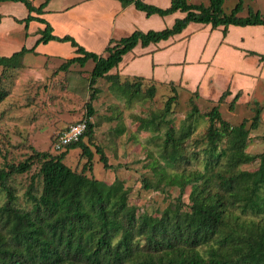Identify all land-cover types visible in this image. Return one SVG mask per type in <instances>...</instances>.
<instances>
[{"label": "trees", "instance_id": "trees-1", "mask_svg": "<svg viewBox=\"0 0 264 264\" xmlns=\"http://www.w3.org/2000/svg\"><path fill=\"white\" fill-rule=\"evenodd\" d=\"M8 1L25 6L27 15L14 20L23 23L26 33L32 21L43 27L31 47L22 46L10 55H0V66L18 68L24 54L36 53L39 44L50 41L67 42L74 49V55L66 58L59 70H67L73 64L83 67L88 61L93 66L89 73L91 93L81 120L86 123V130L79 140L57 154L32 149L24 160L0 166V188L5 194V200L0 202V264H264V152L246 151L250 132L261 121L260 109L250 120L232 124L222 118L214 105L205 114L208 126L204 134L192 138L198 109L193 104L175 128L170 114L177 94L174 83L169 82L174 95L166 100L163 109L151 111L149 118L137 117L139 127L150 129L151 137L160 140L161 162L155 158L150 162L157 180L153 185L144 178V188H179L175 202L155 213L138 212L128 200L129 190L122 179L115 177L106 182L86 175V170L92 168L93 151L83 140L87 138L89 142L93 133L90 118L99 79L105 78L109 88L127 100L137 96L140 81L149 80L134 76L138 81H123L118 73H111L123 55L137 45L146 47L167 40L181 34L190 23L210 25L211 30L220 28L224 37L229 25L264 26V15L251 7H246L245 16L239 15L245 9L243 0H237L229 12L223 10L225 0H170L166 7L142 0H119L122 6L132 4L147 17L175 12L183 15L161 29L136 28L128 35L111 38L104 53L99 54L86 49L69 34L53 33L50 22L41 16L50 0L38 4L31 0L0 3ZM247 52L264 61V53ZM147 91L152 97L155 87ZM194 93L197 95V91ZM230 93L226 88L218 101ZM240 95V91L234 94L230 110ZM5 96L4 91L0 92V100ZM200 144L205 147L197 151L195 147ZM73 148H80L87 159L81 171L64 163ZM95 151L103 167L108 168L102 148L96 147ZM257 159L259 165L255 170L242 168ZM33 167L23 193L25 202L20 205L8 182L11 176L29 172ZM188 185L189 204L183 210L181 197Z\"/></svg>", "mask_w": 264, "mask_h": 264}, {"label": "rangeland", "instance_id": "rangeland-1", "mask_svg": "<svg viewBox=\"0 0 264 264\" xmlns=\"http://www.w3.org/2000/svg\"><path fill=\"white\" fill-rule=\"evenodd\" d=\"M31 1L34 4L41 2ZM73 1L51 0L50 8L60 9ZM188 1L199 3L202 0ZM236 2L237 0H225L223 10L229 12ZM243 2L245 9L239 15L247 14L246 7L259 10L264 15V0ZM26 15L27 10L20 2L0 3V55H10L22 46L31 47L40 35L43 25L39 22H31L26 33L23 23L14 20V17L24 18ZM173 21L170 15L163 17L151 15L150 26L148 23L144 25L147 21L140 22L139 26L161 29L170 26ZM199 24L190 23L185 33L160 41L157 43L159 45L151 44V48L156 46L152 51L162 49L160 53L157 52L160 61L173 63L174 66L188 63L189 66L184 69V73L177 67L169 69L163 67L158 68L159 75L151 73V77H146L127 73L125 65H118L119 67L111 70V73H118L123 81L124 78L130 82L138 81L133 78L134 76L149 79L140 81L137 96L130 100L112 91L105 78L99 79L96 84L99 92L92 101L94 113L90 118L94 123L93 133L89 142L87 138L83 139L93 151L92 168L85 173L106 182L113 181L115 177L122 179L129 190L128 200L137 207L139 213L158 212V209L161 210L170 202H175L174 198L179 193L177 186L164 187V191L151 187L144 188V178L150 180V184L153 185L157 180L156 174L152 173L150 162L153 158L161 162L158 154L160 140L151 137L150 129H141L137 121V117L149 118L151 111L163 109L166 100L174 95L169 82L174 83L177 94L170 114L175 128L190 112L193 104L197 107L199 115L196 116L197 125L192 138L204 134L208 126L205 114L214 105L218 106L222 118L232 124H238L243 119L250 120L255 110L260 109L261 121L256 129L251 130L246 151L251 154L264 152V81L261 79L256 81L259 73L254 75L256 73L250 71L251 60L254 58L258 62V58L245 55L247 49L237 45H232L240 49L236 56L229 55L223 50L217 51L218 33ZM197 27L198 30L193 31ZM245 33L246 31H234L231 37L237 40L241 36L242 39V34ZM137 46V50L143 52V47ZM36 50L39 53L24 54L18 68L0 66V92L6 93L0 100V166L6 162L18 163L24 160L32 149L52 154L59 153L54 149L57 134L68 125L83 120L87 111L91 93L89 73L93 63L88 61L83 67L73 64L67 70H59L58 66L66 58L74 55L73 47L67 42L51 41L39 44ZM95 52L103 54L104 49ZM44 53L58 56H44ZM152 59L151 57L153 71L155 63ZM139 60L141 64L148 59L146 57ZM145 65L149 66L150 63ZM180 75L186 79L179 82L177 78ZM151 86L155 87L152 97L147 91ZM226 88L231 93L219 102L218 97ZM194 91H197V95ZM237 91H240L241 95L230 110L229 102ZM96 147H101L107 156L108 168H104L99 161ZM204 147V144H200L195 149L201 151ZM86 160L80 148H73L65 156L64 163L76 171H81ZM258 165L259 159L242 165V168L255 170ZM34 168L29 172L11 176L8 182L20 205L25 202L23 193ZM189 191L188 185L181 197L183 210L189 204ZM4 200L5 194L0 188V202Z\"/></svg>", "mask_w": 264, "mask_h": 264}, {"label": "crops", "instance_id": "crops-1", "mask_svg": "<svg viewBox=\"0 0 264 264\" xmlns=\"http://www.w3.org/2000/svg\"><path fill=\"white\" fill-rule=\"evenodd\" d=\"M142 1L150 4L152 3L159 7H166L170 3V0H142ZM50 2L51 0L44 9L45 13L42 14L41 16L50 22V24L53 27V33L59 36L69 34L73 36L86 49L92 51H97L98 49L103 50L111 38L118 39L122 36L130 34L134 29L140 28L139 24L140 22L142 23V21L144 22L147 21L146 23H144V25H147L148 23L149 24L148 26H150L151 24V16L147 17L144 14V12L137 10L132 4L122 6L119 0H74L73 2L68 3L64 7H61L60 9H51ZM182 15L183 13L175 12L170 16H172L174 20L176 17H181ZM148 26L141 28L143 31H146L148 29H151V27ZM203 26L205 28L207 27V29L211 31L210 25H203ZM188 29H189V25L183 30L182 33H185ZM196 30H198V27L193 31ZM215 31L219 35L217 51L223 50L229 55L232 54L236 56L237 53L240 52V49L234 48V46L232 45H237L238 47L246 48L247 50L254 51L256 53H260V54L264 53L263 25L244 26V27L229 25L227 28V33L224 37L222 35L220 28L215 29ZM234 31H238V32L246 31V33L242 34L243 37L242 39L241 36H239L237 40H233L231 34ZM137 47L138 46H136L132 51L123 55L122 61L119 63V66L125 65L127 73L151 77V73L159 75L158 68L164 67V69H169L171 67L172 68L177 67L181 69L182 72L184 73V69L187 66H189L188 63H181L180 66H174L173 63L167 61H160L157 58V52L160 53L161 52L160 50L162 49L152 51V49L156 48V46L151 48V44H149L146 47H143L142 48L143 52H139L137 50ZM36 49L35 52L39 53V51ZM245 55H253L258 58V62H256L254 58L253 60H251L252 64L250 71L256 73L254 75H257L259 73L258 74L259 77H257V80L255 78L256 81H258L259 79L264 81V61H260L259 57L256 54H249L247 51ZM245 55L243 56L244 59H245ZM44 56H58V55L44 53ZM59 56H63V55H59ZM146 57L148 60H145L144 63L145 64L150 63L149 66L145 65L144 63L140 64L138 62L140 61L139 59ZM151 57L153 58L152 61L155 63L153 68L155 71L154 70L152 71ZM167 77H171V76H167ZM177 79L180 82V81H184L186 78H183V76L181 77L180 75Z\"/></svg>", "mask_w": 264, "mask_h": 264}, {"label": "built area", "instance_id": "built-area-1", "mask_svg": "<svg viewBox=\"0 0 264 264\" xmlns=\"http://www.w3.org/2000/svg\"><path fill=\"white\" fill-rule=\"evenodd\" d=\"M85 130L86 123L84 121H78L68 125L63 131L57 134L54 149L59 151L66 145L78 141Z\"/></svg>", "mask_w": 264, "mask_h": 264}]
</instances>
